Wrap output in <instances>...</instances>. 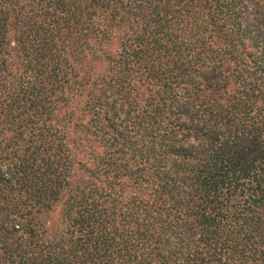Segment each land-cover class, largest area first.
Wrapping results in <instances>:
<instances>
[{
    "label": "trees",
    "instance_id": "obj_1",
    "mask_svg": "<svg viewBox=\"0 0 264 264\" xmlns=\"http://www.w3.org/2000/svg\"><path fill=\"white\" fill-rule=\"evenodd\" d=\"M0 264H264V0H0Z\"/></svg>",
    "mask_w": 264,
    "mask_h": 264
}]
</instances>
